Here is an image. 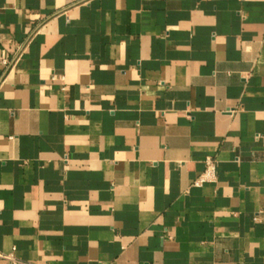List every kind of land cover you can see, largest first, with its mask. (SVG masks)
Listing matches in <instances>:
<instances>
[{
  "label": "crops",
  "instance_id": "0c3cea01",
  "mask_svg": "<svg viewBox=\"0 0 264 264\" xmlns=\"http://www.w3.org/2000/svg\"><path fill=\"white\" fill-rule=\"evenodd\" d=\"M0 251L264 264V0H0Z\"/></svg>",
  "mask_w": 264,
  "mask_h": 264
},
{
  "label": "built area",
  "instance_id": "2783aa9c",
  "mask_svg": "<svg viewBox=\"0 0 264 264\" xmlns=\"http://www.w3.org/2000/svg\"><path fill=\"white\" fill-rule=\"evenodd\" d=\"M25 49H26V44L21 49L20 53L18 54V56L14 60H11V59H8V58H4L2 60V64L5 67V69L6 68L10 69V67H13ZM215 179H216V164H215V160H213L212 158H208L207 161H206V168H205L204 172L200 176H198L194 180L193 183L195 185H197V186H201L205 182H212V181H215ZM0 258L12 259V256L4 254L3 252L0 251Z\"/></svg>",
  "mask_w": 264,
  "mask_h": 264
}]
</instances>
